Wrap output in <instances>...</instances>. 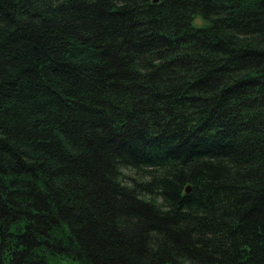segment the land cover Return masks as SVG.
I'll use <instances>...</instances> for the list:
<instances>
[{"label":"trees","instance_id":"1","mask_svg":"<svg viewBox=\"0 0 264 264\" xmlns=\"http://www.w3.org/2000/svg\"><path fill=\"white\" fill-rule=\"evenodd\" d=\"M0 264H264V0H0Z\"/></svg>","mask_w":264,"mask_h":264},{"label":"water","instance_id":"2","mask_svg":"<svg viewBox=\"0 0 264 264\" xmlns=\"http://www.w3.org/2000/svg\"><path fill=\"white\" fill-rule=\"evenodd\" d=\"M154 3H159L160 2V0H152ZM187 191H189V189L187 190Z\"/></svg>","mask_w":264,"mask_h":264}]
</instances>
